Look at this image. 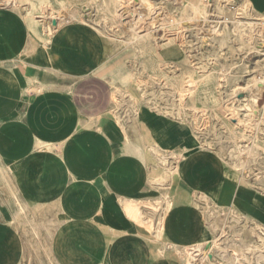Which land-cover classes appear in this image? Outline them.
I'll list each match as a JSON object with an SVG mask.
<instances>
[{"label":"crops","instance_id":"obj_1","mask_svg":"<svg viewBox=\"0 0 264 264\" xmlns=\"http://www.w3.org/2000/svg\"><path fill=\"white\" fill-rule=\"evenodd\" d=\"M37 24L0 6V171L10 174L14 203L56 221L57 264H194L214 236L203 203L235 205L264 225L253 186L232 182L193 132L128 95L126 56L96 27L61 24L49 35ZM153 146L185 152L171 185L154 182L163 168ZM6 197L0 182V264H24Z\"/></svg>","mask_w":264,"mask_h":264},{"label":"rangeland","instance_id":"obj_2","mask_svg":"<svg viewBox=\"0 0 264 264\" xmlns=\"http://www.w3.org/2000/svg\"><path fill=\"white\" fill-rule=\"evenodd\" d=\"M15 1L24 4L25 11L33 3H39V0H0V6H14ZM145 2L142 10L146 15L137 27L133 18L139 12L136 10L139 4L134 0H48L54 15L60 14L59 18H62L63 8L77 12L78 22L93 25L116 51L124 52V61L131 76L128 83L133 84L128 88V95L138 99L147 111L150 112L148 106L157 107L162 113L160 115L172 118L169 120L179 125L181 130L195 133L201 149L217 154L231 164L243 161L240 168L245 180L253 186V191L264 194V91L256 101H252L256 107L250 106L251 101L242 103L233 97L249 81L256 78L264 80V32L259 20L264 19V0H201L203 12L200 16L191 10L188 0ZM155 4L158 5L157 12L152 10ZM232 5L235 9L231 8ZM159 6L168 11V16ZM247 7L253 8L251 12L246 11ZM25 11L22 9V12ZM36 13V20L40 23L54 21L49 20L47 12ZM228 15L234 19L225 20ZM168 18H174L175 22H169ZM223 19L225 22L221 23L220 30L212 29L213 35H202V29L206 30L208 25ZM56 22L55 27L58 26ZM138 28L151 29L149 42L162 46L146 51L143 39L134 35ZM168 40L170 43L163 45ZM179 47L183 48L185 56H182ZM261 85L264 88L262 83L259 88ZM249 95L250 91L246 90L240 91L239 96L248 100ZM226 99L232 108L240 109L237 119L241 122L233 119L231 109L223 108ZM116 102L119 104L121 101L116 99ZM240 104L242 108H239ZM119 125L124 129L121 121ZM246 148L249 152L245 157H239V150ZM162 168V175L154 182L166 186L172 173L164 165ZM0 182L4 195L10 200L4 208L13 215L15 213L10 222L24 238V264H57L51 250L56 221L53 218L44 221L40 206L14 203V185L5 169L0 171ZM201 206L206 211L211 234L218 237L216 246L219 247L209 244L198 247L191 262L264 264V260L258 259V252L254 251L263 241L252 233L248 225L253 219L241 213L235 205L238 214L231 212L229 207L216 208L208 203Z\"/></svg>","mask_w":264,"mask_h":264},{"label":"bare ground","instance_id":"obj_3","mask_svg":"<svg viewBox=\"0 0 264 264\" xmlns=\"http://www.w3.org/2000/svg\"><path fill=\"white\" fill-rule=\"evenodd\" d=\"M32 1V0H31ZM111 1V0H110ZM114 1V0H113ZM128 1V0H127ZM135 2H137L138 4H139V7H137V9L136 10H138L137 12H138V14H135L134 16H135V18H133L134 19V21H135V23H136V26L137 27H139V23H141L142 22V19H143V17H144V15H146V12H144L142 9H144V8H142V5L144 6L145 4H146V2H145V0H134ZM178 1H180V0H178ZM223 1V0H222ZM154 2H156V1H154ZM203 3V2H202ZM248 3V2H247ZM162 4V3H161ZM188 4L190 5V8H191V10L195 13V14H199V16L200 15H202V12H203V9H202V4H201V0H188ZM228 4V3H227ZM23 5L24 4H20V1H15V3H14V8H18V9H23L24 10V8H23ZM149 5H151V4H149ZM31 6V5H30ZM29 6V9L28 10H24L25 12H26V14H27V17H28V19H30V20H32L33 21V23L34 24H37V20H36V11L37 12H39V13H45V12H47V13H49V20H54L52 23H46V24H44V25H42V26H44L45 28H46V31L49 33V35H52V33H53V29H57L61 24H64V25H66V24H70V23H73V22H78L79 20V18H78V13L77 12H75V11H72V12H70V11H66V10H64V8H63V12H64V15L62 16V18H59L60 16V14L58 15V14H53L54 13V9L48 4V0H39V3L38 4H35V3H33L32 4V6L30 7ZM157 7V8H156ZM160 7V6H159ZM164 7H160V10H162ZM66 9V8H65ZM140 9V10H139ZM156 9H158V5L157 4H155V7H154V9H152V10H155L156 12L158 11V10H156ZM253 9V8H252ZM251 8H249V7H247V9H246V11L248 10V11H250L251 12V10H252ZM148 10V9H147ZM168 10V9H167ZM247 11V12H248ZM156 12H155V14H156ZM162 12V11H161ZM163 12H165V16H168V14H166V12H168V11H166V10H164L163 9ZM191 12V11H190ZM60 13H62V12H60ZM130 13V12H129ZM160 13V12H159ZM192 13V12H191ZM237 13V12H236ZM244 13V12H243ZM125 14V13H124ZM162 14V13H161ZM131 15H133V14H131ZM163 15V14H162ZM192 15V14H191ZM127 16H129V15H127ZM127 16H125V17H127ZM198 16V17H199ZM249 16V15H248ZM247 16V17H248ZM194 17V16H193ZM152 18H155V17H152ZM191 18H192V16H191ZM230 18H233L232 17V15H228V16H226L225 17V20H229ZM124 19V18H123ZM199 19V18H198ZM206 19V18H205ZM234 19V18H233ZM56 20L58 21V26H54L55 25V23H57L56 22ZM166 18H165V22H166ZM168 20H169V22H175V19L174 18H168ZM200 20V19H199ZM224 20V19H223ZM231 20V19H230ZM150 21V20H149ZM160 22V21H159ZM169 24V23H168ZM38 25V24H37ZM173 25V24H172ZM167 26V25H166ZM237 26V25H236ZM264 25H263V23H262V27H263ZM179 29V28H178ZM263 30H264V27H263ZM237 31V30H236ZM55 32V31H54ZM153 31L151 30V29H149V28H147L146 30L144 29V30H141V29H139L138 28V30H137V32L134 34L135 36H137V37H139V38H141V39H143V44H145L144 45V49H146V51L149 49V50H151V49H154L155 47H161L162 45H158V46H155L156 44H153V43H151V42H149V35L152 33ZM177 32V31H176ZM185 33V32H184ZM248 37V36H247ZM172 38V37H171ZM154 39V38H153ZM161 40V39H160ZM156 41V43H158L157 42V40H155ZM162 41V40H161ZM141 42H142V40H141ZM170 42H169V40L165 43V44H163V45H167V44H169ZM181 44V43H180ZM177 45V44H176ZM182 46V45H181ZM183 47V46H182ZM172 50V49H171ZM175 52V51H174ZM182 53V52H181ZM170 54V53H169ZM183 54V53H182ZM171 56V55H170ZM183 56V55H182ZM159 57V56H158ZM160 58V57H159ZM171 60V59H170ZM169 60V61H170ZM163 61V60H162ZM166 61V60H165ZM168 61V62H169ZM161 62V61H160ZM160 65H162V63L160 64ZM162 68V67H161ZM210 77V76H209ZM155 78V77H154ZM260 83H262V84H264V80H262L261 78H259V79H253V81H249L248 82V84L246 85V87H244L242 90H240V91H246V90H249L250 91V99H248V100H244L245 98H242V97H240L239 95H240V91H238V92H236L235 94H234V98H236L238 101H240V102H242L243 103V101H256L257 100V98L259 97V96H261V93H262V91H264V88H262V86L263 85H261V89L259 88V84ZM145 85V84H144ZM140 87H142L141 85H140ZM151 93V92H150ZM167 94V93H166ZM162 95V94H161ZM153 96V95H152ZM230 97V96H229ZM228 97V98H229ZM134 98V97H133ZM117 99V98H116ZM159 99V98H158ZM231 100V99H230ZM226 102L227 103H225L224 105H222L223 106V108H225V109H231L232 110V114H233V119H235V120H237L238 122L240 121L239 119H237V118H239V108H242L243 106H242V104H240L239 105V110H237V108L235 109V107L234 108H232V106H230L229 105V100L228 99H226ZM250 106H252V107H256L257 105H256V103H254V102H252L251 104H250ZM246 108H247V104H246ZM248 109V108H247ZM148 110H150V111H152V112H155V113H157V114H162L161 113V111L159 110V109H157V107H149L148 106ZM117 114V113H116ZM167 115V114H166ZM173 117V116H172ZM174 119H177V117L176 116H174ZM131 120V119H130ZM241 122V121H240ZM250 127V126H249ZM198 133V132H197ZM194 135H195V133H194ZM195 139H196V141H198V138H197V136L195 135ZM238 143V142H237ZM152 145H154V144H152ZM151 146V145H150ZM248 147V146H247ZM150 148V147H149ZM152 148V151L154 152V153H156V156L159 158L158 160L160 161V163H161V165H164L165 167H166V169H168V170H170V172L172 173L171 175H170V178H168V180L167 181H169L168 182V185H171L172 184V179H173V176H174V174L179 170V162H180V160L183 158V157H185L186 155H185V152L184 153H180V152H178V153H168L169 155H167V153H163V152H161L160 150H159V148H157L156 146H153V147H151ZM250 150V149H249ZM247 151H248V149L246 148V149H243V151L242 150H239V152H238V156L239 157H245L244 155L245 154H247ZM249 152V151H248ZM150 154V153H149ZM250 154V153H249ZM217 155V154H216ZM237 155V154H236ZM215 156V155H214ZM214 159H215V157H214ZM243 159V158H242ZM241 159V160H242ZM240 160V161H241ZM221 163L223 164V174L225 175V176H228V177H230L231 179H232V182L234 181V182H236L237 184H238V186L239 185H247V181L245 180V176L244 175H242V173H241V171H242V169L240 168V165L242 166V164H243V161H241L240 163H235V164H231V163H228L227 161H224V160H222V157H221ZM244 168V167H243ZM231 181V180H230ZM252 186V185H251ZM168 187H170V186H168ZM240 187V186H239ZM247 187V186H246ZM168 192V191H167ZM170 192V191H169ZM257 194L259 195V196H263L264 197V194L263 193H260V192H257ZM167 195H168V193H167ZM168 201V200H167ZM261 206V208L264 210V206H262V205H260ZM230 209H231V212H233L234 214H238V212H236L235 211V208H234V206L232 205V206H230ZM235 217V216H234ZM251 220V219H250ZM252 222H249L248 223V225L250 224V226H251V228H252V233L253 234H255V236L257 235L258 237H259V239L261 240V241H263L264 242V225L262 224V223H258V222H256L255 220H251ZM250 232V231H249ZM220 234V233H219ZM222 234V233H221ZM250 235H251V233H250ZM254 237V236H253ZM218 237H213L212 239H210V241L208 242V240H206V239H202L203 240V242H201L200 243V245H201V247L202 246H206V244H209V246H212V245H215L216 246V244H218V239H217ZM262 242V244L260 245L259 244V247H256L255 249H254V251L255 252H258V259L259 260H264V243ZM181 245V244H180ZM254 245V244H253ZM253 245L251 246V247H253ZM216 247H219V246H216ZM249 247V246H248ZM212 248V247H211ZM188 249V248H187ZM201 252V251H200ZM238 252V251H237ZM248 257V256H247ZM246 260V259H245ZM250 260V259H249ZM255 261V260H254ZM246 264V263H245Z\"/></svg>","mask_w":264,"mask_h":264},{"label":"built area","instance_id":"obj_4","mask_svg":"<svg viewBox=\"0 0 264 264\" xmlns=\"http://www.w3.org/2000/svg\"><path fill=\"white\" fill-rule=\"evenodd\" d=\"M232 9H235V7L232 5V7H231ZM260 21H261V23H263V25H264V19H259ZM211 22V21H210ZM222 22H225L224 20H222V21H218V22H216L215 24H210V25H206L207 27H208V29H206L205 30V28L204 29H202L203 30V32H202V35H204V36H206V35H213V31H211L212 29H221L220 27L222 26ZM227 22V21H226ZM218 23V24H217ZM262 25V24H261ZM264 27V26H263ZM263 32H264V30H263ZM187 33V32H186ZM187 36V35H186Z\"/></svg>","mask_w":264,"mask_h":264}]
</instances>
